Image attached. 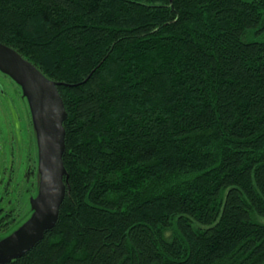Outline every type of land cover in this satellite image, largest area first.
<instances>
[{"label":"trees","instance_id":"trees-1","mask_svg":"<svg viewBox=\"0 0 264 264\" xmlns=\"http://www.w3.org/2000/svg\"><path fill=\"white\" fill-rule=\"evenodd\" d=\"M65 108L55 222L0 264H264V0H0Z\"/></svg>","mask_w":264,"mask_h":264},{"label":"water","instance_id":"water-1","mask_svg":"<svg viewBox=\"0 0 264 264\" xmlns=\"http://www.w3.org/2000/svg\"><path fill=\"white\" fill-rule=\"evenodd\" d=\"M0 70L10 75L28 94L42 145L41 186L33 202L35 213L17 232L0 241L1 262L26 251L58 216L65 194L61 170L65 108L58 92L38 68L1 42Z\"/></svg>","mask_w":264,"mask_h":264},{"label":"rangeland","instance_id":"rangeland-1","mask_svg":"<svg viewBox=\"0 0 264 264\" xmlns=\"http://www.w3.org/2000/svg\"><path fill=\"white\" fill-rule=\"evenodd\" d=\"M39 130L28 94L0 70V240L17 232L35 213L41 186Z\"/></svg>","mask_w":264,"mask_h":264},{"label":"flooded vegetation","instance_id":"flooded-vegetation-1","mask_svg":"<svg viewBox=\"0 0 264 264\" xmlns=\"http://www.w3.org/2000/svg\"><path fill=\"white\" fill-rule=\"evenodd\" d=\"M39 145H38V148H39V150H40V164H39V166L41 167V149H42V145H41V141H40V135H39ZM39 193V192H38ZM0 208L2 209V208H4V206H0ZM9 212H10V210L8 211V210H5L3 213L2 212H0V224L2 223V222H4V220H6L5 218H7L8 216H9ZM6 239V238H5ZM2 240H4V239H2ZM1 241V240H0Z\"/></svg>","mask_w":264,"mask_h":264}]
</instances>
